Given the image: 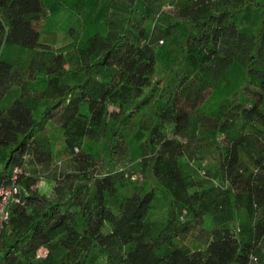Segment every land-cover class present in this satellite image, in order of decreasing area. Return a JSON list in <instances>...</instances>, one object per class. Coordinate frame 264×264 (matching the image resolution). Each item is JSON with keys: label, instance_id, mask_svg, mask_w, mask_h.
<instances>
[{"label": "trees", "instance_id": "obj_1", "mask_svg": "<svg viewBox=\"0 0 264 264\" xmlns=\"http://www.w3.org/2000/svg\"><path fill=\"white\" fill-rule=\"evenodd\" d=\"M14 166L0 264H264V0H0V185Z\"/></svg>", "mask_w": 264, "mask_h": 264}, {"label": "rangeland", "instance_id": "obj_2", "mask_svg": "<svg viewBox=\"0 0 264 264\" xmlns=\"http://www.w3.org/2000/svg\"><path fill=\"white\" fill-rule=\"evenodd\" d=\"M161 9L167 10L165 15L167 17H171L173 12L172 10H168L167 3H163L161 5ZM74 21V18L68 15V12L65 10H60L57 8H53L48 13L45 14V19L43 22V25L41 26V41L46 43H54L55 46H60L68 41L67 38V28L71 25V23ZM167 22V19L161 18L159 20V23L162 25H165ZM152 23L150 22L149 27V36L147 38V41L149 43H154L156 39H159L161 37V33L157 31L156 27H152ZM90 31L89 27L85 30L83 34H86ZM82 34V35H83ZM239 74V71L237 70L235 74H232L233 78H236ZM217 93H214L212 95V99L208 102L207 107L202 108V110L207 111L209 113L218 114L219 109H215V100L213 99ZM214 104V105H213ZM139 174L136 173H130L126 176V179L128 181H132L134 178L138 177ZM48 184L42 180L34 181L32 184V188L37 189H43L45 190ZM30 187V188H31ZM129 190L127 189V186L125 185H118V198L122 197L125 193H127ZM155 217V216H154ZM238 222L242 226H249V224L246 221V217L243 216L242 210H239L238 212ZM192 229L189 233L181 237L180 244L188 249H196V248H202L204 246V243L206 241V238H204V234L201 231L203 226H208L207 220L204 223H192ZM95 264H104V262L100 259Z\"/></svg>", "mask_w": 264, "mask_h": 264}, {"label": "built area", "instance_id": "obj_3", "mask_svg": "<svg viewBox=\"0 0 264 264\" xmlns=\"http://www.w3.org/2000/svg\"><path fill=\"white\" fill-rule=\"evenodd\" d=\"M161 42V40H159ZM28 172L21 166H14L10 174V182L0 185V233L1 227L8 218L7 205L11 202L19 201V185L18 179L20 176H27ZM46 255V250L40 247L36 252L37 258H42Z\"/></svg>", "mask_w": 264, "mask_h": 264}, {"label": "crops", "instance_id": "obj_4", "mask_svg": "<svg viewBox=\"0 0 264 264\" xmlns=\"http://www.w3.org/2000/svg\"><path fill=\"white\" fill-rule=\"evenodd\" d=\"M47 105L44 104V101H39L37 104H33V110H32V114L35 118H38L41 114V112L43 111V109L46 107Z\"/></svg>", "mask_w": 264, "mask_h": 264}]
</instances>
